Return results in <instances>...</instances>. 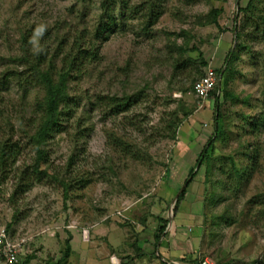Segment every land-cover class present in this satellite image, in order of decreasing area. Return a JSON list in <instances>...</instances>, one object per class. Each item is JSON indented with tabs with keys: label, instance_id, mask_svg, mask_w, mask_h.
<instances>
[{
	"label": "rangeland",
	"instance_id": "obj_1",
	"mask_svg": "<svg viewBox=\"0 0 264 264\" xmlns=\"http://www.w3.org/2000/svg\"><path fill=\"white\" fill-rule=\"evenodd\" d=\"M247 3L111 0L101 7V0H0V137L22 147L16 162L0 170V227L29 239L21 262L42 256V264L54 262L70 233L66 264H88V258L101 264H165L180 251L208 254L224 264H264V124L250 127L264 109V46L251 48L258 59L238 46L245 37L236 36L235 19ZM213 9L220 27L202 25ZM236 47L228 86L239 99L219 100L224 136L215 141L213 175L205 180V168L200 169L174 217V199L215 129V101L208 98L197 108L190 93L206 67L199 53L218 70ZM73 49L87 51L75 59L67 81L73 117L63 122L62 132L50 133L41 164L48 172L38 175L27 140L38 120L34 103L44 91L21 57L41 51L42 67L57 74ZM125 95L131 97L126 108L116 113L108 107V98ZM242 112L250 113L248 120H241ZM134 116L140 129L125 119ZM79 122L85 128L77 132ZM255 147L258 155L251 156ZM229 155L244 166L256 163V171L233 183ZM23 169L30 183L12 197ZM60 178L71 184L64 189ZM224 185L230 191L204 207L203 197L214 188L223 192ZM229 201L234 221L214 219L218 223L212 225L211 214ZM160 216L169 224L166 237L156 242Z\"/></svg>",
	"mask_w": 264,
	"mask_h": 264
},
{
	"label": "trees",
	"instance_id": "obj_2",
	"mask_svg": "<svg viewBox=\"0 0 264 264\" xmlns=\"http://www.w3.org/2000/svg\"><path fill=\"white\" fill-rule=\"evenodd\" d=\"M111 0H101V7H106ZM105 11H110L108 8L104 9ZM151 10H148V15L152 14L150 12ZM239 16L235 19L236 21V36L239 37L240 35H243L245 37V42L238 43L240 48H245L247 52L252 56L254 59L260 58V56H256L255 52L253 51L252 46L256 44L259 47L264 46V0H248L247 6L245 8L239 9ZM147 15H145L146 17ZM150 17V15L148 16ZM218 11L216 9H213L209 12L208 17L203 21L202 25H211L214 24L217 27H220L218 22ZM98 30H100L98 28ZM77 44V43H76ZM237 47L235 49H230V51L227 54V58L225 60V66L221 69H215L217 73V84L214 90H212L209 93V97L215 101V112H214V131L213 134L209 137V141L207 145L204 147V149L201 151V153L198 155L197 161L193 167L190 168L186 180V186H184L174 204L173 207V216L175 217L179 213V209L183 203V201L186 199V195L188 192V186L189 184L194 180L196 175L199 173L200 169L202 167L205 168V180L210 179V176L213 175V169L215 168L214 162H213V156L212 153L215 149V141L220 140L224 136V131L222 129V124L220 125V120H223V113L221 111V103L219 102L221 95H223L222 102L232 101L233 99H239V92L234 91L232 89H229V80L233 78V64L238 58L239 54L237 52ZM188 49L184 48L182 51H186ZM197 50L196 47H192L190 51ZM73 51V52H71ZM69 51L63 58L61 62L60 69L57 74H53L50 68H43L42 65L46 62L45 55L43 52H36L34 56L32 55H26V53L23 54L21 57L22 60L27 61L31 65V69L34 71V80H36L41 87L43 88L44 94L42 98L37 99L34 103L37 113H38V120L37 124L35 126L34 132L30 134L27 140V145L31 146L35 150V157L33 160V170L32 172L37 173L38 175H46L47 170L41 168V164L46 161L47 154L43 148V146L46 144L47 138L49 137L50 133L52 132H62V130L65 128L62 124L63 122L67 121L72 116V110L73 105L68 103L69 94L67 91V81L68 78L72 72L73 69L77 67V64L75 62V59H78L80 61L83 58H79L78 56H81V54L85 55L87 51H84V49H78L77 53H74L75 49ZM83 51V52H82ZM42 53V54H41ZM87 56V55H86ZM33 58V59H32ZM20 59V58H19ZM32 59V60H31ZM199 60L201 65H207L206 60H204L202 53H199ZM262 71L260 75H264V65H262ZM201 76H199L197 79H199ZM261 77V76H260ZM194 79V80H197ZM223 82V83H222ZM250 97V94H247L244 96L243 102L246 103ZM70 100V99H69ZM131 97L125 95L124 97H110L107 99V105L109 108H111L114 112L120 111L122 108H126L127 104L130 102ZM262 105L264 107V101L262 102ZM191 112L190 110H185V114L188 115ZM249 112H242L241 113V120H248L249 118ZM260 121L253 122L250 127L252 129H258L259 124H264V109L259 114ZM135 116L132 118L125 117V119H129L130 124H133L135 128L140 129V125H135ZM134 119V120H133ZM178 122H172L168 126V130H170L172 127H176L178 125ZM245 126V125H244ZM243 126V127H244ZM85 124H82L81 122L76 124L77 132H80V130H84ZM79 130V131H78ZM82 130V131H83ZM76 132V133H77ZM174 137L175 132L172 135H168L167 133H163L161 137ZM120 144L122 145L121 141ZM250 145V142H248L247 146ZM22 147L20 145V142L18 140H13L10 137H0V170L4 171L6 166L9 164H13L16 162L17 156L20 154ZM245 151V155L248 154ZM258 155V149L255 147L253 153L251 156H257ZM228 163L230 164L232 173L229 176L230 180L234 183L237 180H241L242 178L245 179L246 176H249L253 172L256 171V163L253 165H247L244 166L243 163H239L235 161V158L229 155L227 157ZM24 170V169H23ZM17 172L16 174V182L19 183V187L15 189V191L12 193V197H15L17 195V192L23 191L30 183L29 178L27 179L25 170L24 171ZM41 178V177H39ZM55 178V177H54ZM60 182L63 185L64 189H66L71 183L67 182L66 179H61ZM213 184H216L213 179L211 180ZM224 183H227L225 180ZM223 192H217L216 188L212 189L209 196H204L203 203L204 207H207V203H211L213 205L217 204V197L219 195H224L226 191H230V188L228 185H224ZM67 192V191H65ZM260 204H264V201ZM234 206V201H229L225 204L222 211L218 213H212L211 214V224H217V221H214V219H227L229 222H233L234 219H232V215L230 213L231 208ZM260 213L264 216V206L263 208H260ZM158 223L157 228L154 232V238L156 242H160V239L166 237V229L169 224V219L167 217H158ZM231 220V221H230ZM203 225L205 224V221L203 222ZM263 226H264V220H263ZM70 239H72V235L69 233L68 238L66 239L67 248L64 252V254L61 255L57 261L54 262H48V264H66L68 261V258L70 256ZM159 257H163L159 252L157 253ZM176 259H170L167 260L165 264H169L170 261H177L183 264H201V257L207 256L203 255L202 253H198L195 251H180V253L177 254ZM210 256V255H209ZM208 256V257H209ZM212 259V257L210 256ZM218 258V257H217ZM179 261H178V260ZM215 264H224L221 260H215Z\"/></svg>",
	"mask_w": 264,
	"mask_h": 264
},
{
	"label": "built area",
	"instance_id": "obj_3",
	"mask_svg": "<svg viewBox=\"0 0 264 264\" xmlns=\"http://www.w3.org/2000/svg\"><path fill=\"white\" fill-rule=\"evenodd\" d=\"M217 84V73L211 62H207L204 74L193 82L190 93L198 100L197 108L203 105L208 99L209 93L215 89ZM28 238H18L8 231L6 226L0 227V264H17L29 252L27 246ZM29 245V244H28ZM169 264H183L177 261H170ZM201 264H215L208 256L201 257Z\"/></svg>",
	"mask_w": 264,
	"mask_h": 264
},
{
	"label": "crops",
	"instance_id": "obj_4",
	"mask_svg": "<svg viewBox=\"0 0 264 264\" xmlns=\"http://www.w3.org/2000/svg\"><path fill=\"white\" fill-rule=\"evenodd\" d=\"M52 235V234H51ZM74 239V238H73ZM45 255L47 254V253H44ZM42 257H44V256H42ZM42 257H40V259H39V261H36V260H24V261H22L20 264H42V262H41V260H42ZM58 259V258H57ZM57 259H55L54 261H57ZM86 261V260H85ZM87 261L89 262L88 264H101L102 263V261H99L98 259H93V258H88L87 259ZM48 262L49 261H43V263L44 264H48ZM105 262V261H104ZM19 264V263H18ZM87 264V263H86ZM105 264H106V262H105Z\"/></svg>",
	"mask_w": 264,
	"mask_h": 264
},
{
	"label": "water",
	"instance_id": "obj_5",
	"mask_svg": "<svg viewBox=\"0 0 264 264\" xmlns=\"http://www.w3.org/2000/svg\"><path fill=\"white\" fill-rule=\"evenodd\" d=\"M179 194H180V192L176 195V198L174 199V202L177 200ZM174 202H173V203H174Z\"/></svg>",
	"mask_w": 264,
	"mask_h": 264
},
{
	"label": "clouds",
	"instance_id": "obj_6",
	"mask_svg": "<svg viewBox=\"0 0 264 264\" xmlns=\"http://www.w3.org/2000/svg\"><path fill=\"white\" fill-rule=\"evenodd\" d=\"M39 30H42V28H41V29H39Z\"/></svg>",
	"mask_w": 264,
	"mask_h": 264
}]
</instances>
